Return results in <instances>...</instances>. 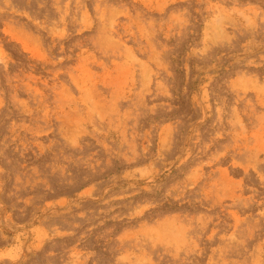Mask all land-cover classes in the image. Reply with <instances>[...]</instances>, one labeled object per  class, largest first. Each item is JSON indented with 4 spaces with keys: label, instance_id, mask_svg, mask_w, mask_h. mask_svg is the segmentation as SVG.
Segmentation results:
<instances>
[{
    "label": "rangeland",
    "instance_id": "374dc122",
    "mask_svg": "<svg viewBox=\"0 0 264 264\" xmlns=\"http://www.w3.org/2000/svg\"><path fill=\"white\" fill-rule=\"evenodd\" d=\"M0 264H264V0H0Z\"/></svg>",
    "mask_w": 264,
    "mask_h": 264
}]
</instances>
